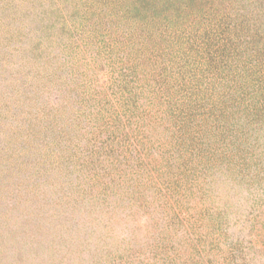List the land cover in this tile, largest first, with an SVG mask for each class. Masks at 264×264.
Masks as SVG:
<instances>
[{
  "label": "rangeland",
  "instance_id": "374dc122",
  "mask_svg": "<svg viewBox=\"0 0 264 264\" xmlns=\"http://www.w3.org/2000/svg\"><path fill=\"white\" fill-rule=\"evenodd\" d=\"M0 264H264V0H0Z\"/></svg>",
  "mask_w": 264,
  "mask_h": 264
}]
</instances>
